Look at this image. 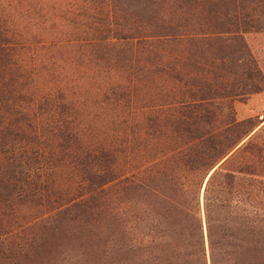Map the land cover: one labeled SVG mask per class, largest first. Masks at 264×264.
I'll list each match as a JSON object with an SVG mask.
<instances>
[{
	"label": "trees",
	"instance_id": "1",
	"mask_svg": "<svg viewBox=\"0 0 264 264\" xmlns=\"http://www.w3.org/2000/svg\"><path fill=\"white\" fill-rule=\"evenodd\" d=\"M261 29L264 0H0V264H264Z\"/></svg>",
	"mask_w": 264,
	"mask_h": 264
},
{
	"label": "rangeland",
	"instance_id": "2",
	"mask_svg": "<svg viewBox=\"0 0 264 264\" xmlns=\"http://www.w3.org/2000/svg\"><path fill=\"white\" fill-rule=\"evenodd\" d=\"M243 36L264 74V29L244 31ZM233 107L237 118L254 116L256 127L263 126L256 140L264 145V83L259 91L243 99H235Z\"/></svg>",
	"mask_w": 264,
	"mask_h": 264
}]
</instances>
